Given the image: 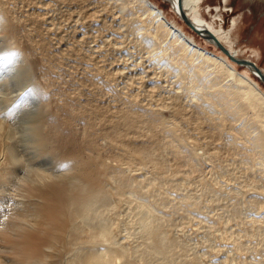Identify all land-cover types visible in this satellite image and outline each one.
<instances>
[{
    "label": "bare ground",
    "instance_id": "1",
    "mask_svg": "<svg viewBox=\"0 0 264 264\" xmlns=\"http://www.w3.org/2000/svg\"><path fill=\"white\" fill-rule=\"evenodd\" d=\"M111 1L113 5L111 9L107 7L106 12L112 11L111 15L120 27L125 26L126 21L130 23L136 36L140 35V40L146 42L145 45L149 49H145V55H149V58L144 56L150 59V65L160 63L162 67H166L164 70H172V76H175L173 79L177 77L176 82L178 81L179 85H182L188 74L190 87L195 89L194 106L199 111L208 113L205 117L210 127L216 129H212L211 133H223L226 127H236L245 136L244 141L239 140L241 143L245 142L247 150V154L243 155L244 161L260 166L264 171V88L250 77L252 75L262 81L259 76L264 74V67L233 47L227 40L228 28H224L222 23L214 27L212 21L203 18L199 10V2L202 0L167 1L170 9L180 19L183 13L203 32H195L182 19L206 44L216 48V54L198 47L152 0ZM109 2L108 5L112 3ZM45 7L42 5L40 10ZM102 9L105 10L103 7ZM50 11L52 10H47V14ZM137 11L139 17H134L133 14ZM226 11L233 12V8L228 7ZM8 13L7 0H0V264H199L198 259L188 254L184 244L169 235L166 229V225H170L169 214L160 213L157 209L158 204L165 200L164 197H157L154 204L149 203L152 192L147 188L142 189L139 183L143 180L128 181L124 178V169H120L123 159L127 157V163H149L150 168L159 172L155 173L158 175L154 174L157 178L170 181L175 175L169 176L165 171H161L167 169L164 160L145 144L136 146L135 149L127 146L123 132L115 123L109 127L99 123L100 127L95 128L91 121H86L79 126L81 130L77 131L76 126H72V120L80 118L83 112L86 114L85 107L83 106L85 110L75 112L70 104L68 105L67 99L63 103L61 100L57 101L58 98L52 97L55 95L53 88L52 95L50 88L48 89L53 83L52 76L57 72L54 66L57 64L58 68L61 62L67 64L66 61H75L77 57L61 56L55 60L56 64L51 66L49 63L54 53L51 54L47 46L43 45L45 40L39 39L40 42L36 45L34 40L37 39L32 37L33 31L28 30L22 20ZM78 15L80 16V13ZM48 18L52 20L49 14L45 16V20ZM215 20L217 21V18ZM44 22L49 24L48 20ZM53 22L47 28L58 23L54 19ZM236 26L238 23L233 31ZM43 28L45 30L46 27ZM31 29L34 30L33 27ZM122 29L127 30L126 26ZM60 32L57 33L61 36ZM112 32L120 35L126 33H121L119 29ZM148 32L152 34L149 35ZM54 36L55 34L52 37ZM158 40L163 42L164 47L158 45ZM216 42L223 45L233 57L253 62L260 71L253 65L231 59ZM94 50L96 55L98 51L96 48ZM48 52L50 56H47ZM170 56L179 57L180 65L177 66ZM81 57L77 59L81 60ZM237 65L246 68L247 73L241 74L236 68ZM67 67L65 68L68 69ZM204 70L208 71L209 75L204 73L202 77L200 73ZM204 78L209 79L207 84H202ZM174 97L178 98L176 94ZM127 109L128 112L124 109L122 114L118 112L121 115L119 118L124 125L132 127L135 125L137 111L132 113L133 111L129 112L130 108ZM115 113L116 111L113 114ZM118 113L115 114L117 118ZM87 114L90 115V112ZM144 116L145 114L140 118L142 123L137 127L154 128L153 120L145 119ZM88 117L87 115L85 118ZM165 121L166 119L162 122ZM167 124L177 141L184 143L182 135L178 136L176 132V122L170 121ZM233 134L235 133L231 132L232 139ZM232 139L230 143L235 142ZM104 144L120 150L115 152L116 158L112 162L102 157ZM173 151L182 157L181 151ZM212 154L216 155L217 152ZM193 159L195 160L194 157ZM107 179L112 181L113 185L109 186ZM10 181H14L11 188ZM145 183L148 186L151 181ZM197 201L195 198L191 199L190 208L194 213L199 212ZM122 206L125 208L124 215L117 212L121 211ZM179 208L181 206L177 210ZM118 227H122V230L126 228V231L130 232H127V237H131L132 245L123 244L126 235L122 234L124 239L119 237ZM177 255H180L181 259L176 258Z\"/></svg>",
    "mask_w": 264,
    "mask_h": 264
},
{
    "label": "rangeland",
    "instance_id": "2",
    "mask_svg": "<svg viewBox=\"0 0 264 264\" xmlns=\"http://www.w3.org/2000/svg\"><path fill=\"white\" fill-rule=\"evenodd\" d=\"M109 1L112 2L110 5H108ZM152 1L161 7L169 20H173L198 47L216 54V48L208 43L206 44L203 38L192 31L170 9L167 0ZM105 2L104 0H101L100 3L99 0H96V2L95 0H7V8L12 16L22 20L26 23L27 29L33 31L32 37L37 39L34 40V43H37L36 45L40 42H38L39 39L45 40L43 45L47 46L50 53L52 52L51 54L54 53V57L52 56L49 63L51 66L56 64L55 60L57 58L64 55L71 58L82 56L81 60L76 58L75 61H66L71 67H67L68 65L62 62L58 68L57 64L54 66L55 68L52 67L57 69L54 76L57 74L58 77L52 76L51 81L55 85L52 83L48 87L50 93L55 91L53 92L55 95L51 93L54 99L58 98L57 101L61 100L62 103L67 99L68 105L70 104L75 112L85 109L86 114L90 112V115H87L91 119L89 117L88 119L85 118L87 115L83 112V117L72 120V126H76L77 131L81 130L79 126L85 124L86 121H91L95 128H99L100 124L109 127L115 123L118 124L119 130L123 132L124 135L122 136L127 146L130 145L132 149H135L136 146H144L145 144L164 160L167 169L161 171H165L169 176L175 175L170 178V181L157 178L155 175H158L159 172L150 168L149 163L144 165L138 164V161L127 163V157L123 159L120 169H124V178L128 181L143 180L139 185L142 189L147 188L148 191L151 190L152 192L149 203L154 204L157 197L160 199L164 197L165 200L163 203L158 204L157 209L160 213L169 214L170 225H168L169 227L166 225V229L173 239L185 245L188 254L190 253L191 256L193 255L198 259L199 264H264V171L260 166L257 167L255 164H248L244 161L243 155L247 154V150H245V142H240L244 141V134L240 133L236 127L230 129L226 127L223 133H211L216 129L210 127L205 117L208 113L199 111L194 106L195 98L193 94H195V89L190 87L188 74L184 78L186 82L184 81V84L179 85L178 81L176 82L177 77L173 79L175 76H172V70H164L166 67H162L163 65L160 63L150 65V59H147L149 55H145L147 54L145 49H149L145 45L146 42L144 43L143 39L140 40V35L137 34L138 36H136L133 31L135 29L127 21L125 25L127 30L122 29L125 26L120 27L115 23L117 20L112 17V11L106 12L107 7L111 9L113 1L106 0ZM37 4L40 5L37 6ZM42 5L46 7L40 10ZM48 5L52 11L54 10V14L52 11L48 13L52 20L48 18L49 24H45L44 21H47L45 16L48 15L47 10H50ZM213 6L217 7L213 8ZM228 7L233 8V12L226 11ZM199 10L203 18L212 21L214 27H218V23L220 25L222 23L224 28H228L227 40L233 47L238 49L242 55L255 59L264 67V0H226V2L223 0H202L199 2ZM138 13V11L135 12L134 17H139ZM215 18H217V21ZM53 19L58 23L56 22L57 24L47 28V26L54 23ZM35 21L37 22L35 23ZM39 22L41 23L39 24ZM237 23L238 26L233 31ZM30 25L32 26L29 28ZM32 27L34 30L31 29ZM43 27H46L45 30ZM85 28L89 30L87 31ZM118 29L121 33L126 31L127 34L120 35L112 32ZM53 30H56V32ZM59 31H61V36L57 33ZM49 32L55 34V36L52 37L53 35ZM151 34L149 33V35ZM57 38L59 39L57 40ZM78 38L81 39L78 40ZM159 40L158 45L161 44L164 47L163 42ZM94 47L98 51V55L96 53L97 57ZM50 53L48 52L47 56ZM171 58L177 66L180 65L178 63L180 61L179 57ZM47 60L49 61V59ZM71 62L74 66L70 64ZM65 67L69 69L70 73ZM236 68L241 74L247 73L246 68L244 69L241 65H237ZM207 72L204 70L200 74L203 77L204 73L209 75V72ZM248 75L250 74L248 73ZM250 77L258 81L262 89L264 88L262 81L252 75ZM207 80L204 78L202 84H207ZM187 88L189 92H187ZM174 93L178 98L174 97ZM179 93L180 95H178ZM187 93H189L188 96ZM80 106L81 108H79ZM127 108H130L131 111L129 109V112L133 111L132 113L137 111L133 128L124 125L119 118L121 116L119 113L122 114L123 109L128 112ZM87 109H90V111ZM151 110L153 111L148 113ZM115 111L116 113L119 112L118 118L115 115L116 113L113 114ZM143 114H145V119L153 120L154 128L148 127L147 129L144 126L143 129V127H137L138 124L142 123L140 118H143ZM165 119L166 121L163 123L162 121ZM156 121L160 124H156ZM170 121L176 122V132L178 136L182 135L184 143H181L180 140L177 141L174 133L167 127V123ZM231 132L235 133L233 139L230 138L232 137ZM230 139L235 142L231 141L230 143ZM171 142H174L175 145ZM102 148V151H104L102 157L111 162L116 158L115 152H120L118 148L112 145L104 144ZM173 149L181 151L182 157L174 153ZM215 152H217V156L212 154ZM193 160L197 161L196 164ZM172 179L174 181H171ZM153 180L155 181L153 182ZM144 181H151V184L147 186ZM109 182V179H107L106 183ZM13 184L14 181H10L9 187H13ZM108 185H113L112 181ZM191 195L193 199L198 200L197 203L199 202V212L194 213L190 208ZM180 206L184 209L179 208L177 210ZM124 210L125 208L122 206L121 211L118 210L117 212L124 215ZM118 228L120 231L122 230V227L121 229ZM119 230H117L119 237L123 238V235H126L123 239L127 241H124L123 244L132 245L131 237H127L130 232L126 231V228L122 230L125 233L119 232ZM177 256L176 258L181 259L180 255Z\"/></svg>",
    "mask_w": 264,
    "mask_h": 264
},
{
    "label": "water",
    "instance_id": "3",
    "mask_svg": "<svg viewBox=\"0 0 264 264\" xmlns=\"http://www.w3.org/2000/svg\"><path fill=\"white\" fill-rule=\"evenodd\" d=\"M181 18L187 23V25H189L195 32L197 33H203L201 32L200 30L197 29V27L186 17V15H184L183 13H181ZM210 35V34H209ZM217 45L219 47H221V49H223L224 51H226V53H228V55L230 56L231 59H234L235 61H237L238 63H243V64H246V65H253V62L251 61H248L247 59H244V58H236V57H233L229 52L228 50H226L223 45H221L219 42H216ZM258 71H260V69L256 66H254ZM261 73V72H260ZM262 76H259L260 79H262V81H264V74L261 73Z\"/></svg>",
    "mask_w": 264,
    "mask_h": 264
}]
</instances>
